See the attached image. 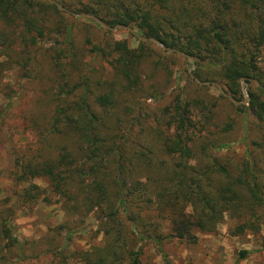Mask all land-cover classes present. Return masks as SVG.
I'll list each match as a JSON object with an SVG mask.
<instances>
[{
  "label": "trees",
  "instance_id": "obj_1",
  "mask_svg": "<svg viewBox=\"0 0 264 264\" xmlns=\"http://www.w3.org/2000/svg\"><path fill=\"white\" fill-rule=\"evenodd\" d=\"M52 1L109 27L131 28L140 37L191 57L197 63L195 78L218 81L236 102L244 101L245 80L250 85L247 106L236 107L223 95L221 99L237 115L250 116L264 141V67L259 61L264 55V0H68L70 5ZM64 15L42 0H0V59H6L0 69L16 66L28 80L30 94L41 83L45 87L43 97L29 96L23 118L29 119L36 141L30 156H18L11 173L19 206H35L44 191L32 184L19 190L17 186L43 179L62 199L67 216L94 213L105 242L80 254L84 264H144L140 243L160 245L165 238L154 219L167 222L171 238L191 244L196 242L195 231L214 233L225 214L239 224L233 235L246 229L258 233L264 221V154L246 161L236 174L215 159L196 160L195 141L208 133L216 107L204 99H177L161 111L153 128L143 127L149 116L135 115L134 107L122 104L147 91L153 96L156 89L142 86L139 70L146 57L125 42L90 49L95 57L109 61L117 82L103 83L100 93L93 95L92 69L87 68L73 83L79 61L73 28L63 29L56 21ZM47 35L63 36L65 48L44 59L46 69L34 50ZM138 42L141 49L153 45ZM55 88L56 98L48 99ZM42 108L49 113H40ZM231 129L226 124L223 132ZM201 151L207 158L206 145ZM11 216L10 209L0 210V264H31L7 225Z\"/></svg>",
  "mask_w": 264,
  "mask_h": 264
},
{
  "label": "rangeland",
  "instance_id": "obj_2",
  "mask_svg": "<svg viewBox=\"0 0 264 264\" xmlns=\"http://www.w3.org/2000/svg\"><path fill=\"white\" fill-rule=\"evenodd\" d=\"M68 2L63 1L65 5H70ZM56 3L62 6L60 2ZM64 14L61 18L56 17V21L62 22L63 29L73 28V47L77 55L76 60L79 61L76 74L72 77L73 83L78 81L79 76L84 75L87 68L92 69L93 95L100 93L103 83L117 82L109 61L95 57L90 53V49L95 45L105 48L115 42H125L131 50L136 51L135 54L142 52L146 57L139 70L142 86H152L156 89L153 96H148L150 92L147 91L138 100L122 104L123 107H134L135 115L142 113L143 116H149L143 122V127L153 128L161 111L172 107L177 99L183 103L204 99L212 105L216 104V107L212 110L213 119L208 126V133H202L195 141L196 160L208 162L209 159H215L236 174L238 168H243L246 161L252 162L253 157L256 160L264 154L260 127L250 116L237 115L235 110L221 99L222 88L218 81L205 82L210 83V86H202L196 82L200 81L194 75L197 70L194 59L191 62L184 56H173L171 54L174 53L163 51L153 43L141 49L138 40L126 30L108 32L90 19ZM136 34L139 35L138 32ZM63 41V36L61 38L47 35L37 43L34 51L39 55V62L44 68L47 69L44 59L50 60L55 49L65 48ZM259 61L264 67V55ZM4 62L5 58L0 59V63ZM43 80L47 84V80ZM27 82L16 66L0 69V210L7 208L12 211L7 225L12 236L24 246V256L32 258L31 264H84L80 254L90 253L105 242V237L99 233V224L94 213L75 218L67 216L62 208V199L50 192L47 182L43 179L30 180L17 186L19 190L32 184L44 191L35 206L21 208L13 197L11 173L18 156L22 152L30 156L36 141V133L32 127L30 129L29 119H23L30 105L29 96L43 97L40 95H43L42 90H45L44 84L41 83V88L30 94L26 87ZM20 87L22 90H19ZM249 90L250 85L246 82L241 84L243 99ZM56 94L57 88L49 93L48 99L56 98ZM137 102L140 104L134 105ZM47 109L42 108L40 113L46 111L48 114ZM226 124H231L232 129L223 132ZM162 125L161 130L164 131L166 128L163 123ZM58 145H62V141L58 142ZM205 145L208 152L207 158L204 159L201 149ZM187 211L189 213L190 209ZM153 223L160 225L159 233L165 238L160 245L152 241L140 243L141 261L144 264H166V261L167 264H264V221L259 225L258 233L246 229L235 236L232 232L239 224L225 214L214 233L195 231L194 244L171 238L166 221L154 219ZM59 227L63 229L60 230ZM56 254H61V257L54 259ZM241 254H245L243 259Z\"/></svg>",
  "mask_w": 264,
  "mask_h": 264
},
{
  "label": "water",
  "instance_id": "obj_3",
  "mask_svg": "<svg viewBox=\"0 0 264 264\" xmlns=\"http://www.w3.org/2000/svg\"><path fill=\"white\" fill-rule=\"evenodd\" d=\"M44 1H47L48 3L54 5L57 10L63 12V13H66V14H70L72 15L73 17L75 18H87V19H90V20H93L94 22H96L101 28H103L104 30L108 31V32H115L117 30H126L127 32H129L134 38H136L138 41L140 42H151L153 44H155L156 46H158L159 48H161L163 51H167V52H171V53H177L178 55H181V56H184L186 57L188 60H190L191 62H193V59L181 52H178V51H175L173 49H167L165 46H163L159 41L153 39V38H144V37H140L139 35L136 34V32L131 29V28H127V27H124L122 25H117L115 27H109L107 26L106 24H104L100 19L94 17V16H91V15H84V14H73L71 13L70 11H68L67 9H65L64 7H62L61 5H59L58 3L52 1V0H44ZM192 80H195L194 77H191ZM199 85H202V86H210L211 84L210 83H201V82H198L196 81ZM241 84H245V80H241ZM255 84L259 87L258 83L255 82ZM220 89V87H219ZM221 90V89H220ZM222 92V95L227 97L231 102H233V104L235 106H240V105H247L248 104V101H249V95L246 94L244 96V101L243 102H236L234 101L230 96L226 95L223 91Z\"/></svg>",
  "mask_w": 264,
  "mask_h": 264
}]
</instances>
